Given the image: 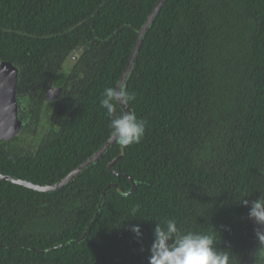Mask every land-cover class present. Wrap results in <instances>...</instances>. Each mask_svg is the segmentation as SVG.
Wrapping results in <instances>:
<instances>
[{
    "label": "trees",
    "instance_id": "1",
    "mask_svg": "<svg viewBox=\"0 0 264 264\" xmlns=\"http://www.w3.org/2000/svg\"><path fill=\"white\" fill-rule=\"evenodd\" d=\"M156 2L0 0V61L18 80L78 54L51 121L73 109L37 154L0 141V172L52 184L110 137L103 90L116 87ZM126 89L146 121L140 143H115L51 191L0 179V264H148L153 229L169 219L214 234L244 264L257 227L242 201L264 197V0H165Z\"/></svg>",
    "mask_w": 264,
    "mask_h": 264
},
{
    "label": "clouds",
    "instance_id": "2",
    "mask_svg": "<svg viewBox=\"0 0 264 264\" xmlns=\"http://www.w3.org/2000/svg\"><path fill=\"white\" fill-rule=\"evenodd\" d=\"M135 99L125 87H106L103 90L100 106L106 110L109 117L110 136L122 148L138 144L144 137L146 121L138 119L133 111L117 113L119 106H127ZM120 195L127 198L128 192ZM242 204L249 207L248 215L258 224H264V197L255 200H243ZM137 205L132 209L135 213ZM130 231L137 237L142 236L139 225H132ZM154 240L149 249L148 264H233L229 254L218 250L214 245V234L199 232H181L175 220L165 221V226L157 224L153 229ZM261 244H264V234L257 233ZM264 256V249H260Z\"/></svg>",
    "mask_w": 264,
    "mask_h": 264
},
{
    "label": "flooded vegetation",
    "instance_id": "3",
    "mask_svg": "<svg viewBox=\"0 0 264 264\" xmlns=\"http://www.w3.org/2000/svg\"><path fill=\"white\" fill-rule=\"evenodd\" d=\"M78 54L72 53L69 63L65 68L60 64L47 62L42 68L38 67L35 72H30L27 77L18 80L16 92L19 109V120L21 128L17 135L10 137V140L15 141L14 146L21 148L31 154H37L40 151V141L46 138L50 132L58 130L61 120L66 114L73 109L62 108L60 119L53 123L51 119L56 116L58 107H62L67 103L68 93L72 92L74 82V73L71 71L76 61ZM60 69H68L69 74L62 85L59 93L49 99L47 95L49 86L55 79L56 72ZM257 233L264 234V224H258L255 221ZM260 249H264V244H261L258 236L252 238L248 253L244 256V264H264V256H261Z\"/></svg>",
    "mask_w": 264,
    "mask_h": 264
},
{
    "label": "water",
    "instance_id": "4",
    "mask_svg": "<svg viewBox=\"0 0 264 264\" xmlns=\"http://www.w3.org/2000/svg\"><path fill=\"white\" fill-rule=\"evenodd\" d=\"M165 0H157L156 4L153 6L146 21L141 26L136 43L130 53L129 60L126 63L124 71L122 72L116 87H125L132 74L135 57L137 56L142 39L148 30L149 25L153 22L154 17L159 12L161 6ZM69 74L68 69H60L56 72L55 79L49 86L47 95L50 96L49 99L57 95L64 84L67 76ZM18 84V69L9 61H0V141L10 140V137L17 135L21 128V122L19 120V109L17 100V88ZM123 111H132L129 106H121ZM116 142L111 136L88 158H86L82 163L69 171L60 180L52 184H39L31 180L16 177L14 175L6 174L0 172V179L9 181L15 184H20L28 188H32L40 191H51L68 184L70 181L74 180L85 168L89 165L96 163L107 150H109L112 145ZM120 156L118 155L113 160L109 162V168L112 167L113 163L118 160Z\"/></svg>",
    "mask_w": 264,
    "mask_h": 264
}]
</instances>
